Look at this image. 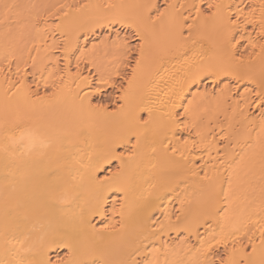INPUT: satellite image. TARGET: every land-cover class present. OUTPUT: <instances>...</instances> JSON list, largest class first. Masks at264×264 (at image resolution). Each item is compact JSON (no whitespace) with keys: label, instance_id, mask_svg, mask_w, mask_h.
Wrapping results in <instances>:
<instances>
[{"label":"bare ground","instance_id":"6f19581e","mask_svg":"<svg viewBox=\"0 0 264 264\" xmlns=\"http://www.w3.org/2000/svg\"><path fill=\"white\" fill-rule=\"evenodd\" d=\"M0 264H264V0H0Z\"/></svg>","mask_w":264,"mask_h":264},{"label":"rangeland","instance_id":"374dc122","mask_svg":"<svg viewBox=\"0 0 264 264\" xmlns=\"http://www.w3.org/2000/svg\"><path fill=\"white\" fill-rule=\"evenodd\" d=\"M114 36H111L108 32L104 31L100 36L91 39V41L89 42L87 48H91V50L94 53H98L99 56L103 59V60H109L111 58V53H110V49H112L113 47H115V45L112 44L113 38ZM120 38H125L128 36H123L122 34L119 35ZM118 39V38H117ZM131 43V47H133L132 50V55L135 56L134 51V44L137 42L132 41L131 39H128ZM132 62V61H131ZM116 89H110L109 91L105 92L106 96L107 93L113 94V92H115ZM109 95V94H108Z\"/></svg>","mask_w":264,"mask_h":264},{"label":"snow or ice","instance_id":"6c2138e0","mask_svg":"<svg viewBox=\"0 0 264 264\" xmlns=\"http://www.w3.org/2000/svg\"><path fill=\"white\" fill-rule=\"evenodd\" d=\"M105 179H108L107 177H105Z\"/></svg>","mask_w":264,"mask_h":264}]
</instances>
